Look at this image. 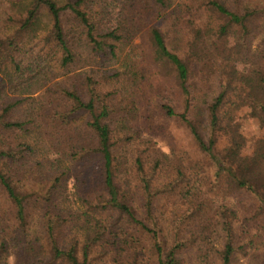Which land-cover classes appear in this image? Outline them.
I'll return each mask as SVG.
<instances>
[{"label": "trees", "instance_id": "obj_1", "mask_svg": "<svg viewBox=\"0 0 264 264\" xmlns=\"http://www.w3.org/2000/svg\"><path fill=\"white\" fill-rule=\"evenodd\" d=\"M112 1L116 0H67L65 3L31 0L21 28L14 35L0 39L3 64L11 62L19 79L24 77L25 66L17 61L23 51L17 42L26 34L36 35L42 11L48 12L51 26L39 44L55 51L54 57L62 69L68 70L77 63L80 42L85 43L90 54L116 59L120 46L131 33L115 18L117 6ZM241 2L231 7L224 0H192L193 8L179 5L172 10L170 0H148L139 23L146 17L158 22L149 29L155 60L174 69L186 101L192 96L189 84L192 63L198 62L206 68V61L212 59L221 88L208 107L209 140H205L185 114L181 119L198 147L216 165L217 182L225 181L252 198L254 206L250 215L240 224V208L232 197L221 200L208 196L198 179L192 181L181 170L175 182L153 189L156 167L147 174L141 155H135L131 164L124 145L117 140L115 107L107 100L111 95L98 90L99 83L93 76L86 80L88 100L76 90L59 88L60 107L49 110L45 103L48 101L42 100L37 108L21 114L19 106L23 102L12 101L5 92L7 82L1 80L0 129L6 138L0 140V187L14 221L6 228L7 223L0 220V260L6 262L14 252L15 258L26 257L28 264H140L138 249L148 237L158 256L156 264H184L180 256L195 247L201 264L210 258L209 264L215 261L232 264L238 249L243 247L242 232L248 240L244 245L264 240L263 142L256 145L255 156L249 160L244 155L246 141L237 129L230 127L235 113L241 111H257L256 119L264 121V64L261 63L264 57L250 52L259 22L264 20V6ZM194 9L195 16L189 22L194 40L179 55L169 48L168 34L163 28L172 18L183 25L181 14ZM205 13L209 14L207 19ZM121 14L122 11L117 15ZM69 24H75V30L66 29ZM231 37L238 39L232 49L227 47ZM261 41L260 45H264V36ZM43 59L41 56L34 62L38 70L48 64ZM164 110L169 117H177L172 108L165 106ZM47 112H52L51 116ZM49 117L57 126L61 125V142L45 148L44 160L37 162L33 170L30 162L45 143L42 118ZM232 130L235 131L230 135ZM221 132L228 136L224 156L218 150ZM35 134L38 139L31 138ZM15 136L34 143L17 142ZM50 155L59 157L60 161L53 162ZM67 158L76 164L74 178L66 174L69 170L60 171L61 163ZM28 174L39 176L35 177L31 192L23 191L24 186L18 181L20 176L21 181L27 180ZM72 179L79 187L70 193L68 183ZM170 192L178 194L188 206L181 221L174 224L175 237L171 242L155 213L156 201ZM139 195L143 215L134 207ZM32 204L42 207L40 235L33 241L27 236L28 208ZM214 218L223 234L222 248L216 254L210 248V230L216 226L212 224ZM191 227L200 237L186 238Z\"/></svg>", "mask_w": 264, "mask_h": 264}, {"label": "rangeland", "instance_id": "obj_2", "mask_svg": "<svg viewBox=\"0 0 264 264\" xmlns=\"http://www.w3.org/2000/svg\"><path fill=\"white\" fill-rule=\"evenodd\" d=\"M56 1L65 3L67 0ZM224 1L231 7L242 3V0ZM244 1L245 5L258 3L264 6V0ZM147 2L148 0L112 1L111 3L117 6L115 18H118L119 23L131 33L126 37L125 43L120 46L117 58L113 59L110 55L95 56L90 54L89 49L84 46L85 43L80 42L81 47L78 52L80 58L68 70L59 66L56 57H54L55 51L39 44L51 26L48 12L42 11L36 35L26 34L24 39L17 42L23 51L17 61L23 62L22 65L25 66L26 71L22 73L24 77L19 79L11 62L3 64V55L0 52V81L5 80L7 82L5 92L12 101L23 102L19 106L21 114L23 111L37 108L42 100L48 101L45 103H48L49 110L60 107L59 96L57 95L59 88L76 90L84 100H88L89 94L85 87L86 80L89 76H93L94 80L99 83L98 90L103 94L111 95L107 100L115 107L114 127H119L117 140L124 145L126 156L131 160V164L135 155H141L146 164L147 174H150L156 167L152 188L162 189L174 180L176 181L179 179L178 172L181 170V173L185 177L191 178L192 181L198 179L202 184V190L208 196L221 200L225 196L232 197V200L237 202L240 208L239 219L241 224L246 216L250 215L254 201L248 194L234 189L225 181L221 184L217 182L216 165L198 147L187 125L181 119V115L185 114L198 128L205 140H209L208 107L220 92V77L212 67V59L206 61L208 66L206 68L203 67V64L193 62L194 66L189 80L192 96L189 101H186L174 69L155 60V51L150 40L149 29L158 22L152 19L148 20L146 17L143 23H139ZM30 3L31 0H0V39L14 35L21 28L30 8ZM170 4L172 10L179 5L183 8H193L192 0H170ZM121 11L122 14L117 15ZM109 14L113 15L111 12ZM204 15V18L207 19L209 14L205 13ZM181 16L184 20L183 25L180 22H175L172 18L163 28L168 34L169 48L179 55H182L194 40V35L190 33L189 22L195 16V9L184 11ZM66 19H70V16H67ZM259 24L258 33L253 36L250 52L261 58L264 57V45H260L264 36V20H261ZM67 28L68 30H75V24H69ZM230 40L227 47L232 49L238 43V39L231 37ZM206 48L208 49V45ZM45 54L47 57L44 56ZM41 56L48 64L45 68L38 70L37 63L34 64V62ZM261 63L264 64V59ZM165 106L172 108L177 117H169L164 110ZM46 114L51 116L52 112ZM257 114V111L250 112L248 110L236 112L234 119L230 122V127L237 129L246 141L245 151L247 155L246 153L244 155L249 160L255 156L254 150L259 142H263L264 146V121L257 120ZM235 130H232L230 135ZM41 132L45 143L41 146L39 153L32 158L33 162H30L32 168L36 166L37 162L44 160L45 148L53 146V142L55 144H58V141L61 142V125L57 126L51 117L42 118ZM37 136L35 134L31 138ZM4 137L6 138V134L0 129V140ZM14 138L17 142L34 143L25 137L20 140L16 136ZM227 143L228 136L225 132H221L218 150L222 156L225 155L224 149H227ZM49 158L53 162L60 161L59 157L52 155ZM61 160L63 161L64 158L61 157ZM30 167L28 171H31ZM60 168L61 172L69 170L66 171V174H70L74 178L77 167L76 164L69 162V158L65 159L64 164L61 163ZM33 170L35 169L33 168ZM39 173L42 174V172ZM35 177L28 174L29 180L21 181V176L18 178V181L22 182L24 186L23 191L31 192ZM78 187L79 183L76 180L72 179L68 183L70 193L75 192ZM132 188H135V183H133ZM165 194L156 201L155 213L164 228L166 238L171 242L175 237L173 233L174 224L177 220L181 221L182 214L188 206L175 192ZM134 207L138 210L139 215H143L140 195L137 197ZM28 210L30 216L27 236L33 241L40 235L42 207L32 204ZM0 220L7 223L6 228L11 227L12 221H14L1 187ZM212 224L216 226L210 230V248H214L213 253L216 254L222 248L223 234L215 218ZM184 229L187 230L186 227ZM240 235L243 239L241 243L243 247L241 248L244 249H238L232 264H264V240H257L255 244L244 245L248 240L244 232ZM195 237H200V234L193 227L189 228V232H186V238ZM197 252H199L197 247L189 249L180 258L184 264H201ZM138 255L140 256V264H156L158 256L150 238L147 237L143 246L139 247ZM10 257H14L15 264H28L26 257L15 258L14 252ZM209 260L206 264H209ZM0 264H9V259L6 262L1 259ZM215 264L220 263L215 261Z\"/></svg>", "mask_w": 264, "mask_h": 264}, {"label": "clouds", "instance_id": "obj_3", "mask_svg": "<svg viewBox=\"0 0 264 264\" xmlns=\"http://www.w3.org/2000/svg\"><path fill=\"white\" fill-rule=\"evenodd\" d=\"M9 264H15L14 257L9 258Z\"/></svg>", "mask_w": 264, "mask_h": 264}]
</instances>
